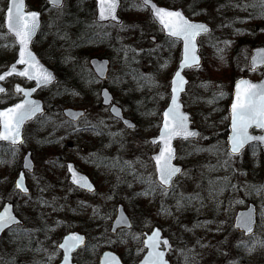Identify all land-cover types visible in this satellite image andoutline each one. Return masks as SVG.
I'll list each match as a JSON object with an SVG mask.
<instances>
[{"label":"rangeland","instance_id":"374dc122","mask_svg":"<svg viewBox=\"0 0 264 264\" xmlns=\"http://www.w3.org/2000/svg\"><path fill=\"white\" fill-rule=\"evenodd\" d=\"M65 1L66 5H71L76 0ZM193 2L186 0L184 6L190 10L193 7L196 12ZM6 3L7 0H0V68L6 67L16 57V45L3 28ZM28 3L31 8L39 9L43 14L47 33L42 37L41 46L37 48L46 50L49 41L53 38L52 34H48L49 28L66 12V9H50L46 5L43 7L41 4L44 0H28ZM124 6L126 11L122 10L123 24L117 30L123 36L124 51L119 53L108 49L110 54L113 53V57H110L111 55L100 57L111 59L107 84L113 91L116 101L125 109L126 115L130 116L125 99L132 93L141 99H145V94L150 93L155 99L158 98L154 104L156 108L162 103L165 106L169 92H166L168 87L163 84V80L167 78L169 83L176 63L175 50L163 48L160 51L163 42L159 34H162V31L152 25L149 12L140 1L123 0ZM202 13L200 18L210 22L214 30L216 29L214 33L217 35L213 36L214 38L207 36L203 39L202 45L205 46L202 50L203 64L200 71L188 73L192 83L189 84L188 93L184 98L187 109L193 114L194 125L202 131V137L194 143L178 145L179 162L186 166V170L175 181V187L169 196L159 193L158 188H154L151 183L154 168L149 155L156 148L150 145L148 138L156 134L159 123L155 122V118L159 122L160 115L155 117L145 113L138 120L136 129H127L113 119L108 110L100 104V83L93 86L85 84L83 92H79L66 87L68 84L62 79V83L38 93L42 99L51 98V102L48 101L52 104L49 103L50 110L47 116L31 124L26 132L28 139L25 147L32 150L36 165L35 171L28 175L32 193L40 183L42 170L52 165L48 160L61 154L80 166L98 186V190L93 194L72 188L59 189L61 195H56L50 190L46 194L43 193L46 200L52 203L50 221L59 227L69 226L64 233L69 230H80L78 228L83 222L81 231L88 234L89 241L88 245L76 254L78 260H83L82 264H93L91 260L96 261L101 252L108 248L121 252L128 264H135V262L131 263L132 260L138 259L144 251L143 233L145 230H150L154 224L160 225L170 236L174 244L170 258L175 264L176 262L185 264L186 259L201 260L200 256L203 254L204 256L210 254L208 260H211V264H264V189L260 181L251 176L252 183H242V187L239 188L232 187L233 191L227 192L226 197L220 196L217 191L216 194L198 192V184L202 182L206 172L212 173L214 169L216 173L214 166L219 158V151H223L226 146V137L217 140V134L227 125L223 117L222 102L226 98L225 93L232 90L231 80L240 76L256 79L264 73V68L255 71L248 69L251 49L259 46L264 40V0H244L242 6L238 4L230 12H224L219 5L206 7ZM243 34L249 35L243 37L246 38L248 45L243 43L239 47V40ZM219 36L222 37L221 44L213 45L214 39ZM256 37L260 38V42L257 45L249 44L251 41L247 40ZM146 49L148 55L145 53ZM149 50L160 51L157 59L161 62L160 70L157 72L158 76L154 78L156 84H147L146 88L142 84H128L130 79L124 69L135 65V61L139 60L143 70L146 73L150 72L154 62ZM168 54L170 57H167ZM47 63L53 67L52 59L49 58ZM147 78H150V75ZM203 78L211 80L200 91V82ZM11 90L12 86L11 93L3 96L1 100L3 105L15 100ZM209 91H215L214 100L207 98ZM66 106L85 109L87 115L77 124H69L62 114V109ZM221 109L222 116L219 111ZM96 125L103 130L102 133L106 134V138L104 135L92 132ZM210 135H214V138H208ZM206 140L215 142V146L218 144L219 148L211 147L213 151L208 152V148L203 147ZM46 145L47 154L43 151ZM3 150L0 152V189L3 192L0 196V207L3 201L12 200L15 195L13 180L18 169L14 172L13 168L15 165H21L22 156L26 152L25 149L20 150L15 157H9L2 153ZM196 150L199 155L193 153ZM228 159L224 167L230 164L236 170L244 164L240 157H228ZM104 160L115 164L119 171L112 169L109 172L108 168H103L101 161ZM244 160L259 163L264 174L260 154L249 151ZM252 167L251 172L256 174L259 166L255 164ZM218 176L221 183L230 182V176L225 170H222ZM211 183L215 184L212 180ZM49 187L51 189L54 186ZM20 197L17 203L20 207H25L28 199ZM249 203L255 204L258 210V229L250 240L233 227L235 213ZM118 204H123L125 207L132 220V227L111 234L110 229ZM75 205H79L80 209L75 210L73 208ZM71 208L74 211H71ZM73 226L76 228H71ZM55 242L52 234H48L43 240L42 249L34 252L30 258H16L12 256V251L0 246V264H9L11 261H16L17 264H57L61 259V253L56 249ZM88 254L91 257L89 260Z\"/></svg>","mask_w":264,"mask_h":264},{"label":"trees","instance_id":"16d2710c","mask_svg":"<svg viewBox=\"0 0 264 264\" xmlns=\"http://www.w3.org/2000/svg\"><path fill=\"white\" fill-rule=\"evenodd\" d=\"M136 1L139 0H135V2ZM156 1L159 2L160 4H164L168 6H174V7L183 6L185 7L188 14L190 13L193 14L192 11L194 9L193 7L190 10L188 9V7L184 6L186 0H156ZM192 1H194L193 3L196 6V13H198V14H193L195 16L202 15L203 14L202 10L206 7L211 8L212 6L216 7L219 5L221 6L224 12L226 11L230 12L232 11L233 8L237 7V5L241 3V0H192ZM131 4H132L131 6H133V3ZM64 5L65 7L63 6L62 8H65L66 12L60 15L59 18L54 22V25H51V27L49 28L48 34H52L53 38L50 40L51 42L49 41V46L47 47V49L42 50L37 48V46H41L42 37H44V35L47 33V31L45 30L46 27L45 22L41 30V33L35 42L34 47L36 48L40 57L45 62H48L49 58L52 59L53 67L58 73V81L56 85L62 83L63 81L62 79H65L66 80L65 84H68L67 87H71L74 91L83 92L85 84H90L91 86H93V84H98V79L95 77L94 73L89 67L88 64L89 58L91 56H101V55L102 56L111 55L110 57H113V53L110 54L108 52V49L112 50L113 52L118 51L119 53H122L124 51L123 39H122L123 36L120 32L117 31L118 27H120L121 25L118 26L112 23H107L102 25L97 24L94 20V14H95L94 0H76L71 5H66V4ZM41 6L45 7V4L42 3ZM62 8L58 10H61ZM125 9L126 8L124 6L123 12L126 11ZM258 17L261 18V16ZM152 25L154 24L152 23ZM155 28L157 27L155 26ZM214 32L211 35L212 37L217 35ZM71 35L73 37L72 40H71ZM159 36L162 39L161 41L163 42L161 44L162 48L160 49V51L163 48L173 51L175 50L174 60L177 61L179 58L178 49L176 50L178 43L174 40L162 36L161 34H159ZM244 36L247 37L249 35L247 34L241 35L242 38L239 40V47H241L243 43L248 45V43L246 42V38H243ZM220 38L222 37L219 36L218 38L214 39L215 41L213 42V45L217 44V46H219L221 44ZM259 39L260 38L256 37L252 40H247V41H251L249 42V44L251 45H257L260 42ZM259 45H264V40ZM94 47L96 49H92ZM202 48H205V46H203ZM160 51L151 52L149 50V54L153 56L152 61L154 62L149 73H146L143 70V67L138 62L139 60L135 61V65H132L131 67H129V69L126 70L124 69V72L127 71L128 78L130 79L128 80V84H142L143 87L145 88L147 87V84L148 85L156 84L155 83L156 79L154 78L158 76L159 73L157 74V72H159L160 70L159 65L161 62L160 60H157L160 56ZM145 53L148 55V49L145 50ZM167 57H170V54H168ZM200 70L201 69L197 71ZM233 70H235V67H233ZM148 75H150V78H147ZM235 79L236 78L233 77L231 82H234ZM210 80L211 79H207V78L201 79L200 87H199L200 91H202V87H206V84H209ZM163 84H166V87H168L169 83L167 78L163 80ZM167 91L168 90H166V92ZM225 96L226 98L223 100L222 105L224 104L223 117H225V120L227 122L228 120L227 103L228 100L230 99V92L229 91L226 92ZM154 97L155 96H153L150 93L145 94V99L135 97V93L129 94L127 96V98L125 99V102H127V110L129 111L130 116L133 117L136 122H138V120L141 119V116L145 115V113L147 115L159 117L160 115L159 111H161V109L164 107V104L163 103L160 104L158 106L159 109L156 108L154 104L157 102L158 98L155 99ZM207 98L214 100L216 98L215 91H209ZM48 100H50L51 102V98H49ZM50 102L49 101L47 102L48 105L47 113L43 117L47 116L50 110V104H52ZM219 111L222 116V109ZM155 122L158 124V120H156V118H155ZM41 126L42 125L40 124L39 127ZM92 132L98 135L95 129H92ZM102 135H104V138H106V134L102 133ZM226 135H227V125L223 130L218 132L217 140H220L221 138L224 139ZM201 137L199 138V140L201 139ZM208 138H214V135H210L208 136ZM206 141H204L205 146L203 147H207L208 152L213 151L211 147H216L217 149L219 148L218 144H216L215 146V142L211 140H208L207 142ZM48 143L49 145H51L50 142ZM2 149H4L2 153L8 155L9 157H15L17 153H19L18 148H13L7 144L0 145V152ZM43 149H44L43 151L46 152L47 154V145L46 148ZM249 151L260 154L263 160V155L259 146L253 145L249 147L240 156V158H242V160L244 161V164L240 165L241 167L236 169L238 171L237 172L230 166V164H227V167H224L226 161L229 160L228 157L232 158V156L228 153L227 148L225 146L223 151H219L220 153L219 158L217 160L216 165L214 166V168L216 169L215 171L216 173H214V169L212 173H210V171L206 172V175L205 177H203L202 182H199L198 184L199 186L198 192L199 193L214 192L216 194L215 191H217L218 193H220V196L226 197V193L227 192L229 193V191L232 190V187L239 188L242 187V183H252L253 181L250 180L251 176L256 177V180L260 181V185L262 186V189H264V174H263V169L260 168V164L256 162L244 160ZM193 153L199 155L197 150ZM66 158L67 157L65 155L61 154L58 155L57 157L54 156L52 159L48 160V163L52 165L48 166L47 168L45 167L42 170L40 174V183L36 186L35 191L31 193L29 196H25L28 199L25 202V204H27L25 207H20V205L17 203L20 194H18V192L13 187L15 195L12 199L16 202V208L18 212L21 214L24 220V224L16 226L13 229H11L4 236L3 240L0 242V246L4 247V249H6L7 251L8 250L12 251L13 253L12 256H15L16 258H27V257L30 258L34 252H37L38 250L42 249V247L44 246L43 240L47 238L48 234H52L53 240L56 241L54 244L56 246V243L60 240L65 230L69 227V226L59 227L54 223H52V221H50L49 214H51V212L53 211L52 203L48 202L45 196H43V193L46 194L49 190L50 192L56 195H61L59 189L72 188L73 190H75L68 183L66 173L64 172L65 169L64 162ZM255 164L259 166L258 167L259 169H256L257 172L256 174L254 172L253 173L251 172L253 170L252 166H254ZM101 166L103 168H108L109 172L112 169L114 171H119V169L115 164L108 162L107 160L101 161ZM19 168H20L19 164L15 165L13 171L15 172L16 169ZM222 170H225L226 173L230 176L229 177L230 182H226V181H224L223 183L220 182V176L218 175ZM211 180L214 181L216 185L214 183H211ZM10 184H12V182ZM50 185L54 187L50 189L49 187ZM152 186L156 189L158 188V186L153 181H152ZM158 190L159 193L163 192L159 188ZM2 193L3 192L0 189V196L2 195ZM222 200L224 201V199ZM63 202L65 203V200H63ZM73 208L75 210L80 209L79 205L78 206L75 205L73 206ZM71 211L74 210L71 208ZM82 225L83 222H81V225L78 229L83 230ZM71 228H76V227L73 226ZM248 239L250 240L251 238ZM185 255L187 254L185 253ZM209 257L210 254H206L205 256L203 254L202 256H200L201 260H199V258L194 260L186 259L185 264H211V260H208L210 259ZM87 258L88 260L89 258L91 259L89 254ZM136 260L137 258L132 260L131 263L135 262ZM91 261L93 264H97V261L94 262L93 260ZM9 264H17V262L11 261ZM176 264H180V262H176Z\"/></svg>","mask_w":264,"mask_h":264},{"label":"water","instance_id":"95a60500","mask_svg":"<svg viewBox=\"0 0 264 264\" xmlns=\"http://www.w3.org/2000/svg\"><path fill=\"white\" fill-rule=\"evenodd\" d=\"M141 1L143 3V0H141ZM10 2H11V0H7L6 8H5V11H4L3 27L8 32V34L14 38L15 44L17 46V51H16V57H15L14 61H12L8 65V67L5 68L2 72H0V74H5V73L10 72L13 65L16 68V72H12L10 75H7L3 81H0V87L5 89V91L4 92H0V94L5 93L7 91V87H6V85L4 83L6 82V80L8 78H10L12 76H17L19 78H25L28 81L34 82L35 85L33 87H31V88H27V87H24L21 84H15L14 88H13L14 92L20 93L23 97L20 100L16 101L15 103H12V104H10V105H8L6 107H0V111H6L7 109L13 108L15 105L20 104V103H22L25 100L35 101L36 103H38L40 105V108H41V111L37 112L35 115L30 116L29 118H27V119H25L23 121V123L20 125V128H19V136L17 137V139L15 141H13L10 133L5 132L3 120L0 119V134L8 136V139H0V143H9L12 146H19V145H21L24 142L23 133H24V127H25L26 123L31 121V120H33L35 117H37L38 115H41V114H43L45 112V103H44V101L42 99L38 98V97H35L34 94L39 89L52 85L56 81L57 78H56L55 72L41 60V58L38 56V54L33 49V44H34L35 40L37 39V37L39 35V32H40V29H41V25H42L41 16H42V13H41V11H39L37 9H29L28 8V4H27V0H17V4H20L22 2V4H23V12L25 13V15H27L30 12H37V13H39V16H38V27H37L35 33L33 34L31 40L28 42V44H27V46L25 48V59H27V53L30 52L32 54V56L35 58V64H36V67L33 69V71L34 72H40L41 70H43L46 73H51L53 79L47 85H40L38 87L36 80H34V79L33 80H29L25 76L18 75L19 72L24 71L29 66L27 64H19L18 63V61L20 59L21 45L19 43L18 38L15 35V32L9 29L8 23H7V8L9 7ZM63 2H64V0H60V6L59 7H61L63 5ZM95 2H96V20L98 22L102 23V22H110V21H112V22H115V23H121L122 19H121L120 15H119V11H120L121 4H122L121 0H116V5L117 6H116V8H115V10L113 12V15L115 16V19H113L112 16H107V18L101 19V15H100L101 14V10H102V8H104L106 6L108 0H105L104 4L101 3V0H95ZM46 3H47V5H49L51 7H57L55 5V3H54V0H46ZM151 3L156 4L158 7H162V8L169 9V10H181L183 12L184 16L187 19H189L191 22H193V23H202V24L206 25L207 28L209 29L208 33H201L199 36L196 37V40H195V52H194V54L197 56V58L199 60V64L198 65L191 64V62H190L191 66L183 67L182 70H181V63H182V60L184 58V41H183V39H180V38H173V39H177V40L181 41V57H180V60H179V62L177 64V67H176V69H175V71H174V73H173V75L171 77V80H170V88H169L170 96H169V100H168L167 105L165 106V108L161 112V122H160L158 134L156 136L150 137V139H149L151 143H152L153 140L157 141V143H155V144L152 143V145H154V146L155 145H159L158 150L155 153H152L150 155V157H151V159L153 160V163H154L156 179L160 183L161 186H163L164 188L169 189V188L172 187L174 179H176L181 174H177V176L173 178V181H172L171 185H162L161 182H160V179H159V172L157 170L156 161L153 159L155 156L159 155L161 149H163V147H164L163 141L160 140V135H161V132L163 131V119H164L163 118V113L168 109L169 106H171L172 95H173V93H172V82H173V80L175 78V73L178 70H180L181 71V76L184 78V81H186V82L178 84V91L176 93L177 103H178V106H179L178 110L188 117L187 125H188L189 131L197 132V133L200 134V130L198 128L192 127V125H193L192 114L189 111L185 110V106H184V103H183V94L187 91V86H188V83H189V79L186 76L185 71L187 69H192V68L198 67V66H200L202 64V57L200 55L199 38L201 36H203V35H207V34L211 33L212 26L210 24H208L206 21H203V20H192L190 17H188L184 13L182 8H169V7H166V6H161L157 2H155L154 0H150V4ZM150 4H149V6H147V8H149L150 14L153 17L151 9H150ZM13 11L15 12V8H13ZM153 19H154V17H153ZM154 21L159 26L162 27V25L158 21H156L155 19H154ZM162 29H163V27H162ZM163 33H164L165 36H168L167 32L164 29H163ZM254 59L256 61L255 68L252 67ZM262 59H264V46H258V47L253 48L251 50V55L249 56V65H250L249 69L251 71H253V70H256L258 68L264 67V63H260V60H262ZM90 65L92 66L95 74L100 79L105 80L107 78L109 70H110V60L108 58L93 57V58L90 59ZM98 69H100V70H98ZM240 81H247L250 84L260 86V88H264V74L258 80H253V79H251L249 77H241V78L237 79L235 81V83H234V87H233V91H232V97H231V102L229 104V126H228V135H227V146H228V150H229L230 153H231V138L233 136V129H232V105L234 103H238L236 85ZM17 86H19L21 89H24L25 91H29L30 94L28 96H25L24 92H17L16 91ZM245 87H246V85H243V84L241 85L239 103L246 102L247 97H246V93L244 92ZM31 89H35V91H30ZM105 93H107V95H105ZM100 96H101V99H102V104L104 106H106V107H109V112L111 113V115L114 118L119 119L129 129H134L136 127V123L132 119L124 117V113H123L122 107L113 102L114 97H113V94L111 93V91L109 90L108 87H103L101 89ZM106 99L108 101L107 103H105ZM114 109H115V111H114ZM63 113L70 120L77 121L81 116H83L85 114V111L82 110V109H74V108L70 107V108H65L63 110ZM254 129L258 130L260 132H254L253 131ZM248 134L251 135V136H256V137L264 136V129L258 128V127H256L255 124H253L251 127L248 128ZM198 136L199 135L194 136V137H189L187 139H197ZM180 139L187 140V139H185L183 137H175L170 142L171 143V147L175 150V158L171 161V163L174 166L180 167L182 169V173H183L184 166L182 164L176 163L177 148H176L175 142H176V140H180ZM255 143H258L261 146V148H262V150L264 152V140H252V141H249L248 143H246L244 145V147L240 150L239 153H236V154H233V155L241 154L242 151L244 149H246L249 145L255 144ZM66 167H67V169H66L67 173L69 175L68 180H69V182L72 185H74L75 187H78V188H80L82 190L88 191L90 193H93L96 190V186L92 182L90 177L86 173L79 171L76 168V166H75V164L73 162H67L66 163ZM34 169H35V163H34L32 157H31V152L28 151L23 157L22 169L19 171L17 177L15 178V187H16L17 181L19 180L22 183V185L24 186V188L27 189L26 192H22V191H20V189H18L16 187L17 190L20 193H22V194H29L30 193V187L28 186V183H27L26 170L29 171L30 173H32L34 171ZM74 174H75L76 182H74ZM81 178H83V186H82V184L80 182ZM6 207L8 209V215L15 217V220L17 222L9 224V226L7 228H5L3 231H0V241H1L2 237H3V235L5 234V232H7L11 228L23 223L22 219L16 213V210H15L13 202H10V201L4 202V204L0 208V214H3L5 212V208ZM249 218L252 221V232L251 233L248 232L246 230V228H244L242 226H238V225H242L243 222L248 220ZM131 225H132L131 219L128 216V214L126 213V211L124 209V206L122 204H119L118 207H117L116 216H115V218L113 220V223H112L111 232L115 233L120 228H130ZM234 226L240 232H242L244 234V236H246V237L253 235L255 230H256V227H257V209H256V206L254 204H249L248 207L238 210V212H237V214L235 216V219H234ZM157 230L159 231L160 240L161 241L166 240L168 242V246H165L163 243H160L158 248L152 249V248H150L148 246L149 237H151L152 233L154 231H157ZM76 235L83 237V241L82 242H75V246H72L74 241L71 240V239H68V238L69 237H74ZM66 239H67V242H68V245H69V248L67 250V255H68V258H69L68 259V264H79V263L73 261V255L80 247H82V246H84L86 244V241H87L86 235L84 233H80L78 231H70L69 233H67V234H65L63 236L61 242L58 244V248L62 251V258H61V261L58 264H65L66 249L60 247V245L64 244ZM143 247L145 248V253L143 254L141 259L136 264H144L145 260L149 257V253L150 252L154 253L156 251L163 252L164 253V256H163L164 261H166V264H171V261L168 258V254L171 251L172 243H171L170 238L168 236L164 235V232H163L162 228H160L158 225L154 226L149 232H145L144 233ZM113 258H115V261L113 260ZM98 264H125V263L123 262L122 258L120 257V255L117 252H115V251H113L111 249H106V250H104L102 252L101 256L99 257Z\"/></svg>","mask_w":264,"mask_h":264},{"label":"snow or ice","instance_id":"6c2138e0","mask_svg":"<svg viewBox=\"0 0 264 264\" xmlns=\"http://www.w3.org/2000/svg\"><path fill=\"white\" fill-rule=\"evenodd\" d=\"M57 7L60 6V0H54ZM104 4L105 0H101ZM145 7L149 6L150 0H143ZM116 0H108L106 6L101 10V19L112 16L116 8ZM191 7V6H190ZM15 8V12L13 11ZM150 9L152 15L156 21H158L163 29L167 32L169 38H180L184 41V58L181 63V70L183 67L191 66V64H199L195 52V40L201 33H208L209 29L202 23H193L187 19L181 10H169L162 7H158L156 4L151 3ZM193 14H198L193 9ZM37 12H30L27 15L23 12V4H17V0H11L9 7L7 8V23L10 30L15 32L16 37L21 45L19 64H27L29 67L24 71L19 72L18 75L25 76L29 80H36L37 86L47 85L52 81L51 73H46L43 70L40 72H34L36 67L35 58L29 52L27 53V59H25V48L28 42L31 40L33 34L38 27ZM174 42V41H173ZM191 62V64H190ZM260 63H264V59L260 60ZM256 61L254 59L252 67L255 68ZM100 70V69H98ZM12 72H16V68L13 65L11 71L5 74H0V81H3L7 75ZM184 78L181 76V71L178 70L175 73V78L172 82V103L171 106L163 113V131L160 135V140L163 141L164 147L161 149L159 155L153 159L156 161L157 170L159 172V179L162 185H171L173 178L177 174H183L180 167L174 166L171 161L175 158V150L171 147V140L175 137H183L185 139L199 135L197 132L189 131L187 121L188 117L178 110L177 96L178 84L185 83ZM246 85L244 92L246 93V102L239 103L241 85ZM237 88V100L238 103L232 105V129L233 136L231 138V153H239L246 143L252 140H264V136L256 137L248 134V128L253 124L256 127L264 129V88L260 86L250 84L247 81H240L236 85ZM182 90V89H181ZM5 89L0 87V92H4ZM17 92H24L25 96L30 94L29 91L21 89L19 86L16 88ZM30 91H35L31 89ZM107 95V93H105ZM107 99L105 103H107ZM41 111L40 105L35 101L25 100L20 104L15 105L13 108L6 111H0V119L3 120L5 132L11 134L13 141L19 136V128L23 121L30 116L35 115ZM115 111V109H114ZM131 126V125H130ZM0 139H8L7 135L0 134ZM152 143H157L153 140ZM71 170V169H70ZM74 182L75 174H74ZM83 186V178L80 180ZM16 187L22 192H26L22 183L18 180ZM167 191V188H165ZM15 217L8 215V209L5 208V212L0 214V231H3L9 226V224L16 223ZM246 228L248 232H252V221L249 218L244 221L242 225H238ZM74 241L72 246H75V242H82L83 237L74 236L69 237ZM160 243L168 246L166 240L161 241L159 237V231H154L152 236L149 237L148 246L152 249L159 247ZM60 247L66 249L65 264H68L67 250L69 248L67 239ZM252 249H249L251 251ZM164 253L156 251L150 252L149 257L145 260L144 264H166L163 259ZM115 261V258H113Z\"/></svg>","mask_w":264,"mask_h":264},{"label":"flooded vegetation","instance_id":"af4514ba","mask_svg":"<svg viewBox=\"0 0 264 264\" xmlns=\"http://www.w3.org/2000/svg\"><path fill=\"white\" fill-rule=\"evenodd\" d=\"M2 70H3V68H0V71H2ZM16 83H21V84H23L25 86H31V84H32V83H29V82L25 81L24 79H19L18 77H11V78L7 79V81H6V85L8 87V91L6 92V94L11 93L10 92V87L13 86ZM11 91H12V93H13L12 95H13V97L15 99H18V98L21 97L20 94L14 93L13 90H11ZM3 95H5V94H3ZM3 95H0V102H1V99L3 98Z\"/></svg>","mask_w":264,"mask_h":264}]
</instances>
